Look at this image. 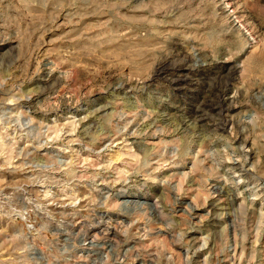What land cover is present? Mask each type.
I'll use <instances>...</instances> for the list:
<instances>
[{"label":"rangeland","instance_id":"obj_1","mask_svg":"<svg viewBox=\"0 0 264 264\" xmlns=\"http://www.w3.org/2000/svg\"><path fill=\"white\" fill-rule=\"evenodd\" d=\"M0 264H264V0H0Z\"/></svg>","mask_w":264,"mask_h":264},{"label":"bare ground","instance_id":"obj_2","mask_svg":"<svg viewBox=\"0 0 264 264\" xmlns=\"http://www.w3.org/2000/svg\"><path fill=\"white\" fill-rule=\"evenodd\" d=\"M163 68V67H162ZM164 70V69H163ZM158 71V70H157ZM161 73V72H160ZM159 76V75H158Z\"/></svg>","mask_w":264,"mask_h":264}]
</instances>
